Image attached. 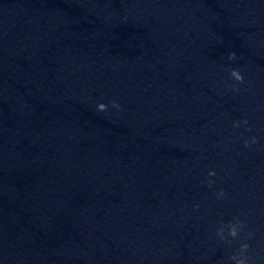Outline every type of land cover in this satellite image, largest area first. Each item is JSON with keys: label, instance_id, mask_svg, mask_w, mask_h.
Listing matches in <instances>:
<instances>
[{"label": "clouds", "instance_id": "1", "mask_svg": "<svg viewBox=\"0 0 264 264\" xmlns=\"http://www.w3.org/2000/svg\"><path fill=\"white\" fill-rule=\"evenodd\" d=\"M229 60H235L236 59V54L234 52L229 53L228 56ZM230 76L238 83H243L244 81V76L243 74L240 72L239 69L236 68H232L230 69ZM233 90L234 91H239L238 87L233 86ZM111 106L113 108H116L117 110L120 109V105L118 102L116 101H111ZM97 111L99 112H107L108 111V105L105 103H99L97 104ZM244 124H247L248 121L244 120L243 121ZM241 122L240 121H235L233 123V127H240ZM250 131V129H248ZM257 142V138L256 137H252L251 138V143H256ZM244 146L248 147L249 146V141L245 140L244 142ZM209 177L215 176L216 173L215 171H209L207 174ZM214 183L213 180L209 179L207 181L208 186H211ZM224 191L221 190L219 193H217V198L218 199H223L224 198ZM197 208L199 207V205L196 206ZM245 227L244 223L242 221H240L239 219H237L235 222H229V224L227 225L228 228V236L232 237V238H237L240 235L241 230ZM222 240H226L227 243L231 244L232 241L228 240L225 235H224V228H220L217 230L216 233ZM249 237H251L252 233H248L247 234ZM249 248V244L244 242L240 244V249L239 252L237 254H233L230 259L235 261V264H248V259L247 256L245 255V253L247 252Z\"/></svg>", "mask_w": 264, "mask_h": 264}]
</instances>
